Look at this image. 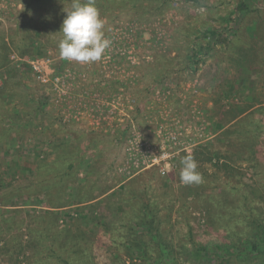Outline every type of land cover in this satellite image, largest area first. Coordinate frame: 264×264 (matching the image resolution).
Returning <instances> with one entry per match:
<instances>
[{
  "label": "rangeland",
  "instance_id": "1",
  "mask_svg": "<svg viewBox=\"0 0 264 264\" xmlns=\"http://www.w3.org/2000/svg\"><path fill=\"white\" fill-rule=\"evenodd\" d=\"M71 2L0 0V264H214L262 240L264 0H95L111 45L87 64L59 55Z\"/></svg>",
  "mask_w": 264,
  "mask_h": 264
},
{
  "label": "clouds",
  "instance_id": "2",
  "mask_svg": "<svg viewBox=\"0 0 264 264\" xmlns=\"http://www.w3.org/2000/svg\"><path fill=\"white\" fill-rule=\"evenodd\" d=\"M65 13L59 31L62 34L58 43L60 57L81 64L101 60L111 41L104 35V21L95 7V0H72L70 10ZM181 164V183L198 185L203 182L193 156L183 157Z\"/></svg>",
  "mask_w": 264,
  "mask_h": 264
},
{
  "label": "trees",
  "instance_id": "3",
  "mask_svg": "<svg viewBox=\"0 0 264 264\" xmlns=\"http://www.w3.org/2000/svg\"><path fill=\"white\" fill-rule=\"evenodd\" d=\"M143 229H149L151 231L150 226H146L145 223H142ZM151 233V232H150ZM154 234V233H153ZM152 240L156 241L158 240L157 235L152 236ZM232 248V255H225L224 251H226V247L224 249L215 248L218 252L212 253V256H210L211 260L214 261V264H224L229 263V261H232L234 259L236 260H242L244 259V262L252 260L255 255H258L261 253L264 256V238L260 240L259 238L256 239V242L253 245H250L247 238H244V240H239V242L235 243V245L231 246ZM254 253L253 255V252ZM242 257V258H241ZM162 264V263H161Z\"/></svg>",
  "mask_w": 264,
  "mask_h": 264
},
{
  "label": "built area",
  "instance_id": "4",
  "mask_svg": "<svg viewBox=\"0 0 264 264\" xmlns=\"http://www.w3.org/2000/svg\"><path fill=\"white\" fill-rule=\"evenodd\" d=\"M31 66H32V68L36 74L42 76L43 69H42L41 65L39 64V62L36 61V62L32 63Z\"/></svg>",
  "mask_w": 264,
  "mask_h": 264
}]
</instances>
